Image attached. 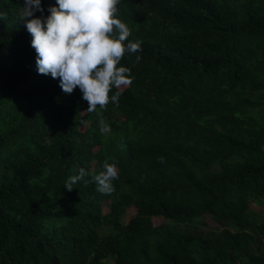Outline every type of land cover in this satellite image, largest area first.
I'll use <instances>...</instances> for the list:
<instances>
[{"label":"trees","instance_id":"obj_1","mask_svg":"<svg viewBox=\"0 0 264 264\" xmlns=\"http://www.w3.org/2000/svg\"><path fill=\"white\" fill-rule=\"evenodd\" d=\"M21 7L0 0V264H264V0H120L142 51L93 112L38 72ZM106 160L112 194L64 187Z\"/></svg>","mask_w":264,"mask_h":264},{"label":"clouds","instance_id":"obj_2","mask_svg":"<svg viewBox=\"0 0 264 264\" xmlns=\"http://www.w3.org/2000/svg\"><path fill=\"white\" fill-rule=\"evenodd\" d=\"M119 4L120 0H56L44 15L42 0H22L18 11L32 37L38 72L59 78L67 94L79 87L88 112L106 109L110 102L119 104L122 86L133 79L131 68L121 60L126 53L142 51V41L129 40L132 30L119 18ZM114 88L118 91L112 92ZM108 127L100 122L101 131ZM86 176H91L97 191L112 194L119 172L115 162L107 160L96 174L81 166L64 187L72 190Z\"/></svg>","mask_w":264,"mask_h":264},{"label":"rangeland","instance_id":"obj_3","mask_svg":"<svg viewBox=\"0 0 264 264\" xmlns=\"http://www.w3.org/2000/svg\"><path fill=\"white\" fill-rule=\"evenodd\" d=\"M251 205H252V209H254L255 211H259L260 209H262L261 206L255 204V203H252ZM263 208H264V206H263ZM134 213H135V211H134L133 209H130V214H134ZM159 220H160V219H157V218H156V221H159ZM212 223H213V222H212Z\"/></svg>","mask_w":264,"mask_h":264}]
</instances>
